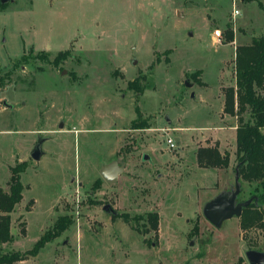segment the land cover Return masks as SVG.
<instances>
[{"label": "rangeland", "instance_id": "1", "mask_svg": "<svg viewBox=\"0 0 264 264\" xmlns=\"http://www.w3.org/2000/svg\"><path fill=\"white\" fill-rule=\"evenodd\" d=\"M259 2L237 0L234 19L233 0H0L2 190L26 163L2 252L31 249L59 219L67 229L16 264H250L249 249L264 251L263 229L243 231L237 216L217 228L203 213L235 189L238 118L223 111L225 88L237 40L264 34ZM67 49L57 65L33 58ZM216 143L230 165L200 166L199 147ZM113 161L125 169L109 183L101 170ZM240 180L245 200L259 184Z\"/></svg>", "mask_w": 264, "mask_h": 264}, {"label": "trees", "instance_id": "2", "mask_svg": "<svg viewBox=\"0 0 264 264\" xmlns=\"http://www.w3.org/2000/svg\"><path fill=\"white\" fill-rule=\"evenodd\" d=\"M264 10V6L259 2ZM230 41L233 40V32L227 33ZM72 55L70 49L60 51L50 60L49 52L40 51L33 55L54 64H60L64 59ZM28 60L29 56L23 55L22 59ZM15 62V65L19 64ZM11 73V72H10ZM192 77L200 83L197 73ZM235 85L225 88V101L223 111L226 114L238 118L237 126V157L240 179L249 183L257 182L259 186L254 188L253 194L249 197L252 202L243 208L240 219V228L243 231L252 228L264 230V34L253 39L249 44L238 45L235 54ZM129 87L140 89L138 80L130 81ZM249 114V118H246ZM146 123V122H145ZM144 122L132 121L131 128H144ZM197 160L200 166L206 168H226L230 165L229 154H223L218 143L214 146H202L197 150ZM26 163H21L12 168L9 191L0 188V243H10L14 239L12 233V212L17 204L23 199L25 189L21 180V173L25 171ZM244 190L238 196L240 201ZM123 219L131 223L135 217L128 213L119 214ZM115 217V216H114ZM159 215L155 212L147 214V220L151 222L152 228L158 230ZM69 222L62 223L60 219L54 226L53 231L45 233L26 251L2 252L0 247V264H14L29 257H35L48 242L53 241L67 229ZM134 226V225H133ZM198 230V226H196ZM23 231L26 233L25 228Z\"/></svg>", "mask_w": 264, "mask_h": 264}, {"label": "water", "instance_id": "3", "mask_svg": "<svg viewBox=\"0 0 264 264\" xmlns=\"http://www.w3.org/2000/svg\"><path fill=\"white\" fill-rule=\"evenodd\" d=\"M7 0H3L5 2ZM136 63V62H135ZM188 86H191V83H187ZM194 95V93H193ZM63 126V123L60 125ZM44 138H40L31 152V156L35 160H40L44 155L43 143ZM179 138H177V142ZM147 157V155H146ZM125 166L120 165L118 161H113L102 167L101 173L104 179L109 183H115L118 181L119 176L124 171ZM241 192V180L239 172L236 170V182L235 189L231 192L230 195L220 194L210 200L204 207L203 213L205 217L217 228H220L224 221L234 217L241 216L243 208L247 207L252 199L249 198L245 201H239L238 196ZM105 209L108 210L109 206H105ZM248 261L250 264H264V251L249 249L246 252Z\"/></svg>", "mask_w": 264, "mask_h": 264}, {"label": "built area", "instance_id": "4", "mask_svg": "<svg viewBox=\"0 0 264 264\" xmlns=\"http://www.w3.org/2000/svg\"><path fill=\"white\" fill-rule=\"evenodd\" d=\"M236 1L237 0H233L234 2V9H233V12H232V16L233 18L235 19L238 15L241 14V10L237 7L236 5ZM232 18V19H233ZM214 35L216 36V39L218 42L221 41V38H222V31L220 29H216L214 31ZM167 142L168 144L170 145V147H176L178 144L176 143L175 139L174 138H168L167 139Z\"/></svg>", "mask_w": 264, "mask_h": 264}, {"label": "crops", "instance_id": "5", "mask_svg": "<svg viewBox=\"0 0 264 264\" xmlns=\"http://www.w3.org/2000/svg\"><path fill=\"white\" fill-rule=\"evenodd\" d=\"M230 18H232V17H230ZM237 38H238V35H236L235 36V39L237 40ZM253 40V37L251 38L250 36L248 37V36H245V37H241V42H239L238 40H237V46L238 45H242V44H249V42H251ZM46 246V245H45ZM41 252V251H40ZM40 252H39V254H40ZM39 254L37 255V256H35V257H31V258H36V257H38L39 256ZM30 259V257L29 258H27V259H24V260H22V261H17L16 263H24L25 261H28ZM16 263H14V264H16Z\"/></svg>", "mask_w": 264, "mask_h": 264}]
</instances>
